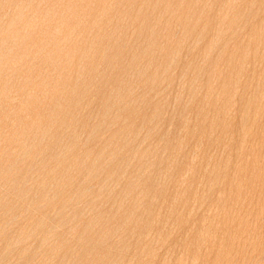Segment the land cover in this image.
<instances>
[{"label": "rangeland", "instance_id": "obj_1", "mask_svg": "<svg viewBox=\"0 0 264 264\" xmlns=\"http://www.w3.org/2000/svg\"><path fill=\"white\" fill-rule=\"evenodd\" d=\"M0 264H264V0H0Z\"/></svg>", "mask_w": 264, "mask_h": 264}, {"label": "bare ground", "instance_id": "obj_2", "mask_svg": "<svg viewBox=\"0 0 264 264\" xmlns=\"http://www.w3.org/2000/svg\"><path fill=\"white\" fill-rule=\"evenodd\" d=\"M19 2H20V1H19ZM28 5H29V4H28ZM19 7H20V6H19ZM5 15H6V14H5ZM37 18H38V17H37ZM30 21H31V20H30ZM27 24H29V22H28ZM60 26H61V25H60ZM20 27H23V26H20ZM29 27H30V26H29ZM26 28H27V26H26ZM26 28H25V29H26ZM56 28H58V27H56ZM20 29H21V28H20ZM41 29H42V28H41ZM31 30H32V29H31ZM31 30H30V31H31ZM27 31H28V30H27ZM27 31H26V32H27ZM32 31H33V30H32ZM31 33H33V32H31ZM217 37H218V36H217ZM124 43H125V42H124ZM98 59H99V58H98ZM58 102H59V101H58ZM54 103H55V102H54ZM24 104H25V103H24ZM53 107H54V106H53ZM46 114H47V113H46ZM98 125H99V124H98ZM52 183H53V182H52Z\"/></svg>", "mask_w": 264, "mask_h": 264}]
</instances>
